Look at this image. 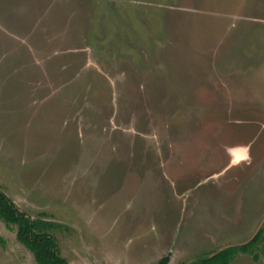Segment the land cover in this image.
<instances>
[{"label": "rangeland", "instance_id": "1", "mask_svg": "<svg viewBox=\"0 0 264 264\" xmlns=\"http://www.w3.org/2000/svg\"><path fill=\"white\" fill-rule=\"evenodd\" d=\"M0 187L71 264L260 229L231 264H264V0H0ZM0 238V264H38Z\"/></svg>", "mask_w": 264, "mask_h": 264}, {"label": "trees", "instance_id": "2", "mask_svg": "<svg viewBox=\"0 0 264 264\" xmlns=\"http://www.w3.org/2000/svg\"><path fill=\"white\" fill-rule=\"evenodd\" d=\"M0 217L7 224L17 226L18 239L35 254L38 264H71L61 254L56 236L48 231L54 227V222L33 219L27 213L21 211L14 200L1 187ZM262 235L263 229H260L249 242L227 246L214 254L205 255L190 263L183 262L181 264H231L237 253L253 250ZM169 262L170 255H166L157 264H169Z\"/></svg>", "mask_w": 264, "mask_h": 264}, {"label": "clouds", "instance_id": "3", "mask_svg": "<svg viewBox=\"0 0 264 264\" xmlns=\"http://www.w3.org/2000/svg\"><path fill=\"white\" fill-rule=\"evenodd\" d=\"M244 162H248V163H250V162H251V158L249 157V158L247 159V161H241V163H244Z\"/></svg>", "mask_w": 264, "mask_h": 264}, {"label": "crops", "instance_id": "4", "mask_svg": "<svg viewBox=\"0 0 264 264\" xmlns=\"http://www.w3.org/2000/svg\"><path fill=\"white\" fill-rule=\"evenodd\" d=\"M240 151V150H239ZM240 154H243L241 151H240Z\"/></svg>", "mask_w": 264, "mask_h": 264}]
</instances>
